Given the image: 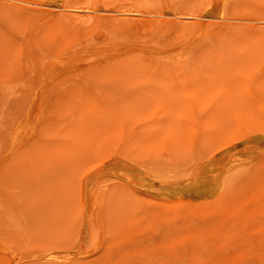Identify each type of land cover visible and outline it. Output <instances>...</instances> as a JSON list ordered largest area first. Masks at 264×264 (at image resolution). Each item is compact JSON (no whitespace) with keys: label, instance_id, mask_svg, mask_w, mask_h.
<instances>
[{"label":"rangeland","instance_id":"rangeland-1","mask_svg":"<svg viewBox=\"0 0 264 264\" xmlns=\"http://www.w3.org/2000/svg\"><path fill=\"white\" fill-rule=\"evenodd\" d=\"M0 264H264V0H0Z\"/></svg>","mask_w":264,"mask_h":264},{"label":"bare ground","instance_id":"bare-ground-1","mask_svg":"<svg viewBox=\"0 0 264 264\" xmlns=\"http://www.w3.org/2000/svg\"><path fill=\"white\" fill-rule=\"evenodd\" d=\"M45 257H46V259H50V258L52 259V258H54V255L52 253H48Z\"/></svg>","mask_w":264,"mask_h":264}]
</instances>
